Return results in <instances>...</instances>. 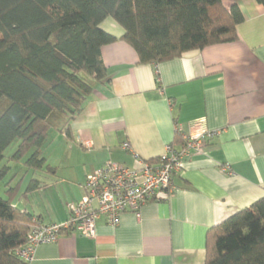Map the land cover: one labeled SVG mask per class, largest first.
<instances>
[{
	"label": "crops",
	"instance_id": "crops-1",
	"mask_svg": "<svg viewBox=\"0 0 264 264\" xmlns=\"http://www.w3.org/2000/svg\"><path fill=\"white\" fill-rule=\"evenodd\" d=\"M234 3L244 17L238 40L159 63H141L123 27L101 22L117 37L102 47L110 81L96 84L71 138L55 132L58 148L44 151L52 170L34 174L43 187L24 194L22 183L15 203L44 224L63 222L106 162L137 167L183 135L216 134L184 162L168 198L124 212L117 226L100 216L93 237L63 233L29 264H205L208 230L264 196V6L225 1Z\"/></svg>",
	"mask_w": 264,
	"mask_h": 264
},
{
	"label": "trees",
	"instance_id": "trees-1",
	"mask_svg": "<svg viewBox=\"0 0 264 264\" xmlns=\"http://www.w3.org/2000/svg\"><path fill=\"white\" fill-rule=\"evenodd\" d=\"M225 1L0 0V164L30 153L25 163L33 175L23 193L43 187L36 171L52 170L44 155L50 129L71 138L96 84L110 81L102 47L117 37L102 21L111 17L123 27L121 39L141 63H159L238 40L244 17ZM10 170L2 166L0 182ZM15 198L0 196V264H29L16 250L36 218ZM205 264H264V196L208 230Z\"/></svg>",
	"mask_w": 264,
	"mask_h": 264
},
{
	"label": "built area",
	"instance_id": "built-area-1",
	"mask_svg": "<svg viewBox=\"0 0 264 264\" xmlns=\"http://www.w3.org/2000/svg\"><path fill=\"white\" fill-rule=\"evenodd\" d=\"M215 134L206 130L196 137L183 135L182 141L168 145L157 161L140 160L137 167L106 162L87 175L85 194L71 206L65 221L44 224L34 219L26 242L16 250L17 256L30 263L40 244L55 242L63 233L93 237L100 216L117 226L124 212L140 215L145 204L168 198L176 190L175 177L182 172L184 162L194 153H203ZM124 148L129 149V145Z\"/></svg>",
	"mask_w": 264,
	"mask_h": 264
},
{
	"label": "rangeland",
	"instance_id": "rangeland-1",
	"mask_svg": "<svg viewBox=\"0 0 264 264\" xmlns=\"http://www.w3.org/2000/svg\"><path fill=\"white\" fill-rule=\"evenodd\" d=\"M55 132H59V131L56 128H52L49 132L50 134L48 137V141L46 142L47 145L44 146V151L46 152V154L50 152L51 149L58 148L55 146L57 143L50 147V144L55 142L54 140H56V142L57 140H59L57 139L59 137L57 135H54L56 134ZM18 143H19V140H16L6 149V152H5L6 157L10 156L16 150ZM61 147L62 145H60V148ZM29 155L30 153L26 155L21 161H8V159H4L2 164H0V169L2 168L3 165H10L11 167L10 172H8V174L0 182V196L6 199L17 197L16 190L18 189V186L20 187L22 185V183H23L22 188L23 190L25 189L26 185L29 183V180L33 175V171L29 172L30 170L27 169L28 167L25 163ZM36 172L39 174H44L45 169L42 171H36Z\"/></svg>",
	"mask_w": 264,
	"mask_h": 264
}]
</instances>
